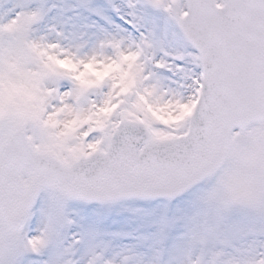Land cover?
I'll return each mask as SVG.
<instances>
[{
	"label": "snow or ice",
	"instance_id": "obj_1",
	"mask_svg": "<svg viewBox=\"0 0 264 264\" xmlns=\"http://www.w3.org/2000/svg\"><path fill=\"white\" fill-rule=\"evenodd\" d=\"M0 264H264V0H0Z\"/></svg>",
	"mask_w": 264,
	"mask_h": 264
}]
</instances>
